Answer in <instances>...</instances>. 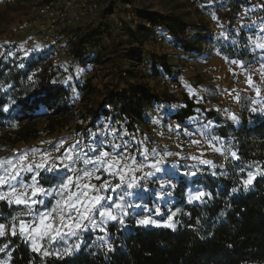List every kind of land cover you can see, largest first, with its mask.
Segmentation results:
<instances>
[{"label": "rangeland", "instance_id": "374dc122", "mask_svg": "<svg viewBox=\"0 0 264 264\" xmlns=\"http://www.w3.org/2000/svg\"><path fill=\"white\" fill-rule=\"evenodd\" d=\"M240 1L250 4H241L238 16H233L230 3L234 0H105L106 7L101 15L88 18L73 28L79 40L89 33H97L95 40L85 41L83 47L87 57L91 53H96L101 61L88 67L73 57L71 52L73 44L68 37L65 43L70 52L57 51L49 39L44 17L39 11L44 0H0V49L2 51L10 49V55L18 51L26 57L31 55L36 57L39 53L48 54L50 58L43 73L51 75L53 82L60 83L73 92L71 111L63 115L44 116L31 122L17 124V128L10 133L11 137L0 135V161H16L24 155L28 158L26 163H38L45 155L51 158L61 156L63 151L74 145L77 140L82 142L81 146L91 143L92 133H97L98 138H104L107 134V142L122 145L127 143L129 154L144 165L143 171L136 173L140 178V188L129 190L133 195L126 197L128 203L141 205L128 209L130 215L136 219L149 217L155 220L157 225L164 226L170 215L163 208L173 202L175 186L167 180H173L172 171L178 169L180 173H185L180 167L194 169L200 165H206L212 170L219 169L223 152L219 148L218 140L209 135L208 129L212 121H209L211 124L208 127H204L208 122L203 124V120L191 121V127L182 124L172 126L174 122H167L168 115L164 108L177 109L178 102L186 93L188 95L194 93L195 96L192 97L196 101L199 99L201 107L217 111L220 109L222 113L229 112L228 116L235 115L237 120V110L232 108L236 97L235 90H238V84L247 83L249 76L254 87H244L248 90L259 87L261 95L257 96L256 91H253V94L264 104V83L260 75L264 51L256 47V43L264 42V32L260 30L261 22L264 21L261 15L264 11L262 7L264 0ZM143 9L182 15L191 27L187 34L178 37L181 41L188 40L196 33L197 30L193 27L201 23L208 25L214 34L202 42L204 52L200 57L191 54L187 56L189 53L176 46V39L158 27L145 24V35H140L138 26L145 23V20L140 17L139 12ZM213 16L217 19H213ZM252 21H256V24L252 25ZM231 26L235 29L241 26L254 28V33L248 37L257 60L249 67H243L252 70L250 74L240 71L236 64L227 62L220 54L215 36L225 38ZM101 27L105 31H102ZM221 32L225 35L221 36ZM257 37L261 39L258 41ZM163 55L167 57V63L172 67L171 76L154 72V66L161 67L160 56ZM138 86L145 87L167 100L173 97L177 102L148 107L145 116L136 117L135 123L132 124L134 127L127 130L126 124L132 122L129 117L125 116L127 120L112 118L113 115H118L115 97L117 93L122 97L125 94L131 96V93L138 90L136 88ZM103 110H108L113 115L107 120L102 116ZM49 123L54 124V129ZM177 125L180 126L179 130L176 128ZM108 128H115L118 134L113 135V131H109ZM34 129L38 134L29 135L28 133ZM185 129L188 130L187 135ZM121 130L124 134H121ZM131 130L134 133L130 132ZM126 133L128 135H125ZM198 140L202 147L195 148L193 141ZM57 148H60L59 152ZM138 148L149 149L147 160L139 154ZM152 149L156 150L155 154L151 152ZM169 153L171 155H168ZM161 157L164 161L160 165L163 172L154 175L158 182L153 184L150 180L154 176L145 179L144 173L154 172L149 165ZM192 157L197 159L193 160ZM202 160L211 163H201ZM51 162L50 159L49 163ZM56 163H59V160H56ZM36 171L39 172L41 169ZM32 174L25 172L23 175L27 179ZM92 183L99 184L101 181L93 179ZM162 184L165 187L162 188ZM197 192L201 191L191 189L187 192L190 202L202 200L192 198ZM157 208L160 209L159 214L155 211ZM171 223L174 225L176 223L173 217ZM74 238L69 236L63 246L70 247V242ZM0 259L8 260V256L0 254Z\"/></svg>", "mask_w": 264, "mask_h": 264}, {"label": "trees", "instance_id": "16d2710c", "mask_svg": "<svg viewBox=\"0 0 264 264\" xmlns=\"http://www.w3.org/2000/svg\"><path fill=\"white\" fill-rule=\"evenodd\" d=\"M241 4L250 2L234 0L230 3L233 16H238ZM139 15L145 22L175 38L176 46L193 56L203 54L202 42L214 34L208 25L201 23L193 27L196 33L181 41L178 37L187 34L191 27L182 15L149 9L141 10ZM261 15L264 17V11ZM138 28L140 35H145V23ZM251 33H254V28L241 26L235 29L231 26L225 38L215 36L221 56L227 57V62L243 61L244 67L255 64L257 59L248 37ZM96 37L97 33H89L85 38L72 42L73 57L86 60L84 42ZM10 52V49H0V135L7 137H11L10 133L17 124L44 116L63 115L73 107L72 90L53 82L51 75L43 73L50 58L48 54L26 57L18 51L13 55ZM160 58L161 67L154 66V72L171 76L173 70L167 63V57L163 55ZM137 88L138 92H133L129 98L116 94L115 100L120 102L118 115L103 110L102 116L113 115L115 120H127L129 117L132 122L126 124V129L130 130L134 127L135 118L143 117L148 107L177 102L173 97L168 100L161 98L145 87ZM252 101L250 95H241L239 123L217 110L201 107L187 93L183 97V106L164 108L170 119L184 126L191 127L190 118L195 115L203 117V124L212 121L209 135L218 140L223 152L236 153L231 163L216 170L200 165L194 169L182 166L180 169L185 173L179 172V175L172 171L175 183L173 202L163 209L175 220L174 228L138 225L136 217L130 215L123 227L108 224L107 239L113 251L99 246L101 241L96 237L104 233L90 231L81 234L80 240L74 238L70 242V247L79 243V250L63 259L48 258L45 264H264V115L250 110ZM49 124L54 129V124ZM28 134L37 135L38 131L34 129ZM39 172L40 183L48 187L53 174L43 170ZM249 172L254 174V178L252 184L245 188L243 181ZM191 189L204 192L205 196L200 201L190 202L187 192ZM14 209L19 211L20 207L0 202V222L8 226L11 216L15 215ZM4 240H11L9 264H29L30 261L42 264L40 256L31 252L21 239L6 237Z\"/></svg>", "mask_w": 264, "mask_h": 264}, {"label": "snow or ice", "instance_id": "6c2138e0", "mask_svg": "<svg viewBox=\"0 0 264 264\" xmlns=\"http://www.w3.org/2000/svg\"><path fill=\"white\" fill-rule=\"evenodd\" d=\"M213 19L217 17L213 16ZM255 24L256 21H252V25ZM260 30L264 32V21L261 22ZM220 35L225 34L221 32ZM260 39L257 37L258 41ZM256 47L264 51V42L256 43ZM225 59L228 60L227 57ZM230 62L241 68L244 67L243 61L231 60ZM260 75L264 83V63L260 66ZM247 83L250 87H254L251 76ZM255 91L257 96L261 95L259 87H255ZM189 95L195 96L194 93H189ZM239 100L240 97L237 96V101ZM197 102L199 103V99ZM252 102L257 103L255 100ZM250 110L258 113L264 112V108H251ZM231 118L235 120L236 116L233 115ZM157 122L153 121V123ZM210 124L211 122H208L204 127ZM176 128L179 130L180 126L177 125ZM184 131L187 135L188 130ZM112 134L117 135L118 133L113 130ZM106 136L107 134L104 138H98L97 133H92L91 143L81 146L82 142L77 140L74 145L65 149L61 156L51 158L45 155L38 163H26L28 158L24 155L16 161H0V173H2L0 175V202L20 207L19 211L14 209L15 215L11 216L8 226L0 222V254L8 256V260L0 259V264H9L11 260V240L5 242L6 237L21 239L31 252L40 256L42 264H45L48 258L63 259L72 255L74 251L80 249V244L77 243L71 247L63 246L67 238L72 236L80 240L81 234L90 231L104 233L105 235L96 237L101 241L99 246L106 247L109 252L114 250L107 239L108 224L112 223L113 226L119 224L123 227L124 218L131 214L128 209L141 207V205L128 203L126 197L133 195L129 190L140 188V178L136 176V173L142 172L144 165L138 163L136 158L129 154L127 143L123 145L115 142L109 143ZM60 143L63 144V142ZM193 143L200 142L193 141ZM56 150L59 152L60 148ZM137 150L145 160L148 159L149 149L138 148ZM151 152L155 154L156 150L152 149ZM232 156L236 157V153L233 152ZM50 159L51 163H49ZM192 159L196 160L197 157H192ZM56 160H59V163H56ZM163 162L161 157L150 164L149 167L154 169V172L144 173V178L161 172L160 165ZM200 162L211 163L207 160ZM36 169L53 174L48 181V187L40 183L41 173ZM25 172L34 174L25 179L23 175ZM253 178L254 174L249 172L243 181L245 188L252 184ZM93 179L101 183H92ZM161 187L165 185L162 184ZM5 188L6 191L2 190ZM235 191L234 188L233 192ZM113 193L117 194L115 198ZM203 196H205L204 192H197L192 198L199 200ZM155 211L159 214L160 209L157 208ZM171 221L172 215L168 217V222H165L164 226L174 228L175 225ZM136 223L145 226L157 225V222L149 217L137 219ZM29 264H32V261Z\"/></svg>", "mask_w": 264, "mask_h": 264}, {"label": "built area", "instance_id": "2783aa9c", "mask_svg": "<svg viewBox=\"0 0 264 264\" xmlns=\"http://www.w3.org/2000/svg\"><path fill=\"white\" fill-rule=\"evenodd\" d=\"M105 7V0H44L39 11L44 17L48 37L57 51L70 52L65 40L68 37L70 43L77 42L78 37L73 32V28L88 18L101 15ZM128 16L130 17L131 13ZM145 24L152 25L150 22H145ZM100 29L103 30V27ZM159 39L161 40L162 37ZM194 147H202L201 142L194 143ZM34 154L37 153L34 152ZM232 160L231 153L222 152L219 168L225 167ZM150 181L153 184L158 182L155 176ZM172 186H175V183Z\"/></svg>", "mask_w": 264, "mask_h": 264}, {"label": "crops", "instance_id": "0c3cea01", "mask_svg": "<svg viewBox=\"0 0 264 264\" xmlns=\"http://www.w3.org/2000/svg\"><path fill=\"white\" fill-rule=\"evenodd\" d=\"M251 49L253 50L254 49V47H251ZM204 52V51H203ZM254 52V51H253ZM255 53V52H254ZM187 56H190V54H186ZM191 56H193V55H191ZM194 57H200V56H194ZM79 61V60H78ZM99 61H101V58L100 57H97V54L96 53H91V55L90 56H88V58L86 59V60H83V61H79V62H81L82 64H86L85 66H93L94 64H96V63H98ZM239 61V60H238ZM87 62V63H86ZM233 64V63H232ZM237 68H239L240 69V71H242V72H246V73H249L250 74V72H252V70L251 71H249V68H241V67H239L237 64L235 65ZM244 86H249L248 85V83H244V84H238L237 85V87H238V90H235L236 91V94H235V100H234V105L232 106V108H234V109H236L237 110V115H238V119L237 120H233L231 117H229L228 116V114H229V112H226V111H224V112H226V113H222V111L219 109L218 111L220 112V114H222L223 116H225V117H227V118H230V119H232L233 121H236V122H240L241 121V108H240V105H239V102H240V100L239 101H237V96H239L240 98H241V95L242 94H248V95H250L252 98H253V100H255V101H257V103H252V106H251V108H264V104L260 101V100H258V99H256L255 97H254V94H253V91H255V89H253V90H248V89H246ZM250 87V86H249ZM137 88V87H136ZM264 90V89H263ZM262 90V91H263ZM131 92V91H130ZM138 91H136V93H137ZM131 94H133V93H131ZM263 94V93H262ZM120 95V94H119ZM120 97L121 98H129V97H131V96H128V95H123V97H122V95H120ZM260 101V102H259ZM117 103H116V105L117 106H119L120 105V102H118V101H116ZM179 104L176 106L177 108H179V107H181V106H183L184 105V102H183V99H181L179 102H178ZM224 104H225V102H224ZM228 109H231V108H228ZM110 112V111H109ZM111 113V112H110ZM144 113H147V109L145 110V112ZM255 113H258V112H255ZM260 114H263L264 115V112H260ZM109 116L111 117V115H107V116H105V119H107L108 120V118H109ZM145 115L143 114V117H144ZM195 120H199V121H202V119H201V117H198L197 115H195V116H193V117H191V119H190V122L192 121H195ZM167 122L169 123V122H174V124H172V126L173 125H175V124H180V123H178V122H176L175 120H173V119H170L169 117H167ZM167 124V123H166ZM169 125V124H168ZM108 130L109 131H113V130H115V128H112V129H109L108 128ZM118 130V129H117ZM119 131V130H118ZM121 132V134H124V132L121 130L120 131ZM219 148H220V150H222V148H221V146L219 145ZM162 168V167H161ZM164 168V167H163ZM42 170V169H41ZM163 170V169H162ZM161 172H163V171H161ZM176 172L177 173H179L180 171L177 169L176 170ZM155 175H156V173H155ZM168 180V182H170L171 183V185L174 183V180H169V179H167ZM113 195H114V197H116V193H113ZM117 202H119V201H117ZM161 226V225H160Z\"/></svg>", "mask_w": 264, "mask_h": 264}]
</instances>
